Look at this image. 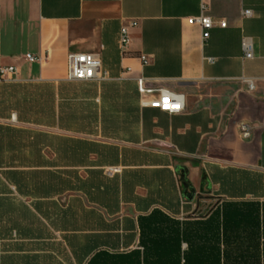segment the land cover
Returning a JSON list of instances; mask_svg holds the SVG:
<instances>
[{"label":"crops","instance_id":"crops-1","mask_svg":"<svg viewBox=\"0 0 264 264\" xmlns=\"http://www.w3.org/2000/svg\"><path fill=\"white\" fill-rule=\"evenodd\" d=\"M70 53L107 78L68 80ZM0 89V264H264V0H0Z\"/></svg>","mask_w":264,"mask_h":264},{"label":"built area","instance_id":"built-area-1","mask_svg":"<svg viewBox=\"0 0 264 264\" xmlns=\"http://www.w3.org/2000/svg\"><path fill=\"white\" fill-rule=\"evenodd\" d=\"M208 8L202 4L201 13L199 16L192 17L188 20L191 25H198L203 31V40L207 41L211 36V31L218 25L220 28H226V22H215L208 14ZM244 16H251V11H245ZM135 26V23L131 24ZM128 30L123 28L121 32L122 47L128 45ZM245 57L253 58V45L251 42L244 43ZM26 60L29 62L40 61L30 54L26 55ZM143 60H145L143 58ZM210 63H214V59H208ZM15 67L2 68L1 75L6 76L16 73ZM67 78L70 81L90 82L95 80H105L107 73L102 68V62L98 54L94 53H70L68 55ZM253 88L252 81H248ZM148 82L144 78L137 81L138 92L142 98L150 96L153 98L142 101L144 106L160 110L168 114H178L185 110V96L176 94L168 89L160 88L158 90L148 87ZM255 127L247 122L239 124L240 136L243 140H250L253 137Z\"/></svg>","mask_w":264,"mask_h":264},{"label":"trees","instance_id":"trees-1","mask_svg":"<svg viewBox=\"0 0 264 264\" xmlns=\"http://www.w3.org/2000/svg\"><path fill=\"white\" fill-rule=\"evenodd\" d=\"M220 202V200H218ZM231 208V207H230ZM237 208V209H236ZM214 210V208L212 209V211ZM225 213V211H223V214ZM226 214V213H225ZM224 214V215H225ZM227 214H229V216L233 217V219L236 221H234L232 223V225L236 226V228H239L241 225H250L253 228L252 229H256L257 227L260 228L261 224H259L258 222H247V223H243L242 220L250 218L251 216H256L257 212L256 209H241V207H235L232 208V210L230 209L229 212H227ZM263 231H264V223H263Z\"/></svg>","mask_w":264,"mask_h":264},{"label":"rangeland","instance_id":"rangeland-1","mask_svg":"<svg viewBox=\"0 0 264 264\" xmlns=\"http://www.w3.org/2000/svg\"><path fill=\"white\" fill-rule=\"evenodd\" d=\"M8 199L11 200V197H8ZM8 199H6L4 202H12V200L11 201H8ZM0 202H2L1 199H0ZM210 206H211V204H208V203L203 204L202 205V208L200 210V213L201 214L206 213L208 211V209H209Z\"/></svg>","mask_w":264,"mask_h":264}]
</instances>
